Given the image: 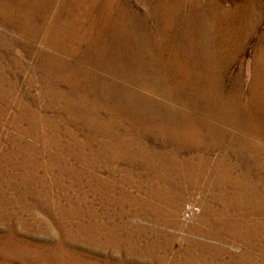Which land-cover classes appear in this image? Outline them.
Masks as SVG:
<instances>
[{
	"label": "rangeland",
	"instance_id": "374dc122",
	"mask_svg": "<svg viewBox=\"0 0 264 264\" xmlns=\"http://www.w3.org/2000/svg\"><path fill=\"white\" fill-rule=\"evenodd\" d=\"M0 264H264V0H0Z\"/></svg>",
	"mask_w": 264,
	"mask_h": 264
}]
</instances>
